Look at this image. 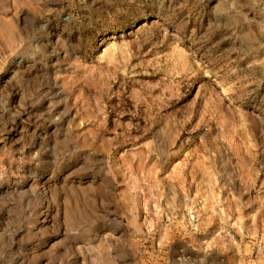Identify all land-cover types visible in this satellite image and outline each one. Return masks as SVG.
<instances>
[{
  "label": "rangeland",
  "instance_id": "obj_1",
  "mask_svg": "<svg viewBox=\"0 0 264 264\" xmlns=\"http://www.w3.org/2000/svg\"><path fill=\"white\" fill-rule=\"evenodd\" d=\"M0 264H264V0H0Z\"/></svg>",
  "mask_w": 264,
  "mask_h": 264
}]
</instances>
